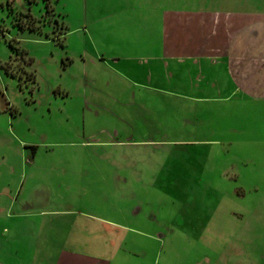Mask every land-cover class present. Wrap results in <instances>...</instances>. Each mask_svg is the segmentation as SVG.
Segmentation results:
<instances>
[{
	"label": "rangeland",
	"instance_id": "obj_1",
	"mask_svg": "<svg viewBox=\"0 0 264 264\" xmlns=\"http://www.w3.org/2000/svg\"><path fill=\"white\" fill-rule=\"evenodd\" d=\"M56 255L264 264V0H0V264Z\"/></svg>",
	"mask_w": 264,
	"mask_h": 264
},
{
	"label": "crops",
	"instance_id": "obj_2",
	"mask_svg": "<svg viewBox=\"0 0 264 264\" xmlns=\"http://www.w3.org/2000/svg\"><path fill=\"white\" fill-rule=\"evenodd\" d=\"M209 21H210L209 27H211V28L213 27V28L217 29V28H224L225 27V19H223L221 21L220 17H215V18L214 17H210ZM205 22H208L207 19H205L204 21L200 20L197 23L195 22L194 24H195V26L200 27V28L201 27H207L208 24L205 23ZM254 24L259 29L260 22H259L258 25H257V23H254ZM254 24H252L251 26H255ZM247 25L250 26L249 24H247ZM258 29H257V36L261 37L260 31ZM223 31H224V29H223ZM209 33H210V35L208 34L207 40H205L204 42L200 41V49L201 50H199L200 51L199 53H195L193 55V57L190 56V55H181V73L183 72L186 75L187 74H192V71L190 69H193L192 67L195 66V72L196 73H198L199 75L201 74V76L208 77V74H210V73L206 72L204 74V72L202 71L204 58H206V57L210 58V60H211V63H209L210 65H218V63H217V61H215V59L217 60V57L220 56L221 54H219V55L217 54L218 51H216V50L218 49L217 48L218 46L214 47V44L217 43L218 41H220V43H223V42H225V40L219 34H216V33L212 34L211 31ZM229 41H230V39H229ZM229 41H228L227 44L230 43L231 44L230 46H232L233 42H229ZM244 41H248V40L246 39ZM249 42H250V39H249ZM201 43H203L204 45L201 46ZM258 43H259V41H258ZM241 57L242 56H234V58H241ZM167 58H169V56ZM251 60H256V59L254 58V59H251ZM186 61H188V65H186V63H185ZM192 61H193V63H192ZM213 61H214V63H213ZM167 67H168V65H167ZM204 69H206V68H204ZM225 69H226V66H225ZM216 73H217V71H216ZM210 76L212 77L213 74L211 73ZM218 78H219L218 75L214 74V76L211 79L212 83H210V87H211V85L213 86V88L211 87L210 90L212 91V90L216 89V93L219 94V95H217V97L213 96V97H210V98H204V97H201L202 95L199 96L200 91L202 90V88H201V84H197V82L196 83L195 82H193V83H184V84L181 83V90H186V89H189V88L193 87L194 91L199 92V93H196L194 95V97H189L188 98L189 99L188 101H192L193 103H201V102L203 103V102H206V100H210L211 102H213V100H217V98L224 96L223 94H225V91L226 92L228 91V88L226 87L224 81L221 80L222 79L221 76L219 78L220 80ZM233 78H236V77H233ZM198 79L199 78L197 77V79L194 80V81H198ZM239 84H240V82H239ZM235 88H237V86H235ZM222 99H227V98L224 97ZM202 100H204V101H202ZM70 255L72 257H74L72 251H71ZM46 262H47V264H84L83 261L82 262L79 261L78 258H75V259H69V258L60 259V258H58L57 255L54 258L48 259ZM85 264H87V262Z\"/></svg>",
	"mask_w": 264,
	"mask_h": 264
},
{
	"label": "trees",
	"instance_id": "obj_3",
	"mask_svg": "<svg viewBox=\"0 0 264 264\" xmlns=\"http://www.w3.org/2000/svg\"><path fill=\"white\" fill-rule=\"evenodd\" d=\"M1 35H3V33Z\"/></svg>",
	"mask_w": 264,
	"mask_h": 264
}]
</instances>
